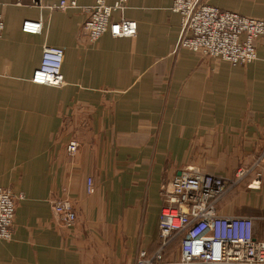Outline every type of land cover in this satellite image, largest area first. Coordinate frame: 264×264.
I'll return each mask as SVG.
<instances>
[{"label":"crops","instance_id":"crops-1","mask_svg":"<svg viewBox=\"0 0 264 264\" xmlns=\"http://www.w3.org/2000/svg\"><path fill=\"white\" fill-rule=\"evenodd\" d=\"M61 1L76 8H48ZM172 2L127 0L111 20L134 21L136 36L90 43L83 9L94 0H0V187L24 197L0 264H135L158 248L163 190L180 170L229 177L264 149V36L246 66L175 51ZM203 2L264 20V0ZM25 21L41 31L23 33ZM44 47L64 52L60 88L31 81ZM58 201L72 205L69 227ZM254 233L264 239L257 223Z\"/></svg>","mask_w":264,"mask_h":264},{"label":"built area","instance_id":"built-area-1","mask_svg":"<svg viewBox=\"0 0 264 264\" xmlns=\"http://www.w3.org/2000/svg\"><path fill=\"white\" fill-rule=\"evenodd\" d=\"M40 6L41 0H31ZM127 0H118L113 6L107 0H94L84 8L88 18L82 26L90 43L104 33L113 38H134L137 26L134 21H112L114 11H123ZM52 10L76 8L75 2L61 1L50 5ZM171 11L179 15L180 32L175 51L186 49L232 66H246L257 59L255 42L264 36V20L244 17L222 11L203 0H173ZM4 29L0 14V37ZM23 33L38 34L41 22L25 21ZM64 52L57 47H44L39 67L31 81L36 85L60 88L64 85L61 73ZM78 145L71 142L66 152L73 157ZM248 171L238 170L236 179ZM259 178V176H258ZM87 193L93 192L90 179ZM259 187V182L255 188ZM228 186L221 177L203 173L197 168L180 170L163 193V204L158 219V248L147 256L140 252L135 264H264V239L254 233V218L221 215L217 208L219 199ZM22 195H14L0 187V242L12 237L16 202ZM52 211L65 226L75 222V213L68 201L52 203ZM179 240V260L166 262L170 244Z\"/></svg>","mask_w":264,"mask_h":264},{"label":"rangeland","instance_id":"rangeland-1","mask_svg":"<svg viewBox=\"0 0 264 264\" xmlns=\"http://www.w3.org/2000/svg\"><path fill=\"white\" fill-rule=\"evenodd\" d=\"M238 170H245L248 172L240 179H236ZM221 178L224 179L229 188L217 203V208L221 215H237L251 218L255 216V219L258 218V216H264V149L260 153L254 155L247 165L240 163L233 169L229 177ZM258 182L259 187L255 188ZM261 205L263 206L261 207ZM254 223H257L258 230L262 236H264V221L261 222V220L256 219ZM178 247L179 240L174 239L169 248L168 254L170 259H174L178 254Z\"/></svg>","mask_w":264,"mask_h":264}]
</instances>
